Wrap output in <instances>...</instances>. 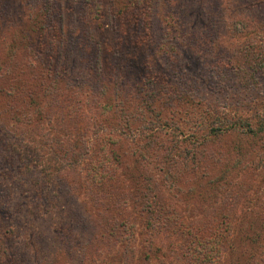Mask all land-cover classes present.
<instances>
[{"label":"rangeland","instance_id":"obj_1","mask_svg":"<svg viewBox=\"0 0 264 264\" xmlns=\"http://www.w3.org/2000/svg\"><path fill=\"white\" fill-rule=\"evenodd\" d=\"M136 1L0 0V83L22 69L29 90L41 80L35 66L58 88L0 91V264H203L196 244L209 237L222 250L213 264H264V140L227 133L205 144L208 130L184 120L185 99L232 111L264 101V71L251 86L220 76L212 42L250 12L264 24V0H142L132 10ZM250 45L259 51L258 39ZM150 95H159L152 110L177 109V119L147 130L150 111L139 107L126 131L116 117L122 98L138 105ZM100 103L115 109L101 113ZM153 132L214 155L209 182L175 188L154 164L142 173L118 164ZM138 173L143 184L133 187Z\"/></svg>","mask_w":264,"mask_h":264},{"label":"trees","instance_id":"obj_2","mask_svg":"<svg viewBox=\"0 0 264 264\" xmlns=\"http://www.w3.org/2000/svg\"><path fill=\"white\" fill-rule=\"evenodd\" d=\"M141 1L142 0H137L129 5V7H131L132 10L135 7L138 8L139 5H141ZM243 16H240V18L242 17L241 19L237 17L236 21H232L234 25L231 22V25L233 27L235 26L233 29L225 31V29L222 28L214 32L212 42L213 45L221 51L222 54L220 55L224 59L222 63L218 62V72L220 76L223 75L226 78L228 77L227 79L234 83L251 86L256 83L257 73L264 71V24L262 23L263 20L260 21V23H254V18L256 16L254 12L247 14V17ZM229 21L230 19L226 20V24ZM233 35H241L245 38L237 42H232ZM146 36L150 37V33L148 32ZM257 39L260 42L259 51H254L250 45V41H257ZM123 44L126 45L125 43ZM29 69L33 77L36 79L41 78L37 84L32 85L33 88L24 90L28 83V81L23 79L24 73H26L24 70L11 69V71L1 77V79L3 78L0 83V91L3 92L1 95L13 96V93H17V90L20 92L24 90L23 93L29 92L31 96H34L45 91V88L51 89L53 93L58 91L55 85L56 80H54L48 71L39 68L40 72H37V67L35 66H31ZM20 71L21 74L19 75ZM152 77L154 76H151V78ZM45 81H48L47 84ZM93 91L98 92L100 99L106 94V89L99 92V89L95 87ZM154 96L159 97V95H150V98L146 102L143 100L144 104L138 103V105H135L133 101L127 98H122L119 103L120 108H118L119 114L117 115L119 116L116 114L113 115L119 117L120 124L123 123L122 127H126V131H130V129H132L130 127H132L133 123H136V121L140 119L139 116L143 114V112H140L142 109L139 111V107H143L145 111H150L149 116H145L141 120L149 123V126H146L147 130L152 131V126L154 124H171L173 122L172 120L177 119L178 110H171L170 114L166 115L163 113V109L166 107L165 105L162 106V109L152 110V106L149 102L153 100ZM17 97L20 99L22 94H18ZM93 98L96 99L95 97ZM129 102L133 103L135 107L132 108ZM203 102H195V100L188 102L186 99L184 100V103L189 105L190 108V113L186 112L185 114V124L195 129L197 127L208 130L205 135H202L203 143H217V141L223 139L222 136L227 133H234V135L239 137L241 142L246 141L253 145L256 144L257 141L259 142V140H264V101L260 102V104L256 101V107H242V111L237 110V108L232 111L229 107L219 108L211 103ZM97 105L101 113H110L115 109V105L112 104L100 103ZM37 107L35 108L37 111L36 116H38L41 121L45 116L49 117V110L44 111ZM170 108H172V106ZM118 110H115V113H118ZM87 117L89 123H93L90 119L91 116ZM177 129L180 128L177 127ZM192 136L194 139L200 137L198 134H193ZM148 138L150 140L147 139V142L142 144L139 150L132 146V159H129L128 156H123L122 160L119 158L118 164L129 166L130 163H134L135 166L131 168L136 172L139 171V173H142L141 170H138L141 165H146V163L154 164L155 168L161 171L163 177L166 178V180H170V183L175 188L178 187L177 183H180L182 180L196 179L195 181L201 180L204 184L209 182L208 180L204 181L210 171L206 160L207 156L213 159L214 155H207V152L199 150L194 152L189 146L185 147L183 141L179 143L178 140L169 139L159 134L156 135L154 132L151 133ZM59 141L62 142L61 139ZM114 141L117 142L118 140L114 139ZM263 143L264 142H262V144ZM234 146L238 145L234 144ZM117 165H115L114 168H116ZM104 168L108 171L109 177L111 178L110 172L112 169H110L109 165H104ZM139 173L135 175L130 174L132 180L131 185L133 187H140L141 184H143L141 174L139 175ZM142 189H144L143 186ZM138 192L142 193V190H138ZM202 241L196 244V247H199V256L202 258L203 264H213L215 259L222 255L220 254L222 250L219 246H215L217 240L213 237L206 238Z\"/></svg>","mask_w":264,"mask_h":264}]
</instances>
